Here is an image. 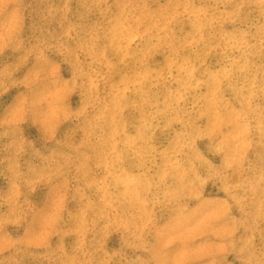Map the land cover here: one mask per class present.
<instances>
[{"label":"rangeland","instance_id":"obj_1","mask_svg":"<svg viewBox=\"0 0 264 264\" xmlns=\"http://www.w3.org/2000/svg\"><path fill=\"white\" fill-rule=\"evenodd\" d=\"M0 264H264V0H0Z\"/></svg>","mask_w":264,"mask_h":264}]
</instances>
